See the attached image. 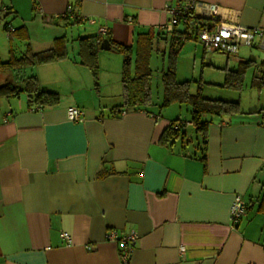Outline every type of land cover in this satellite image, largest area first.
<instances>
[{
	"label": "crops",
	"instance_id": "obj_1",
	"mask_svg": "<svg viewBox=\"0 0 264 264\" xmlns=\"http://www.w3.org/2000/svg\"><path fill=\"white\" fill-rule=\"evenodd\" d=\"M71 6L81 22L72 24ZM177 6L264 29V0H0L2 61L11 50L40 52L61 38L69 55L26 69L42 89L60 95L58 105L31 110L26 96L8 105L0 100V264H123L119 240L132 233L137 242L127 264H264V116L253 113L264 105V89L251 88V80L239 95L231 93L237 97L217 96L239 101L242 113L208 117L204 163L188 106L162 108V90L150 106L118 108L125 57L100 50L97 78L79 62V38L105 28L104 38L135 51L140 34L170 30L167 7ZM19 28L28 38L11 40L9 32ZM256 40L255 47L226 54L223 67L212 65L221 72L217 87L226 69L249 60L264 64V36ZM157 48L153 78V62L167 44ZM251 69L253 79L258 70ZM248 90L259 99L249 93L245 103ZM70 107L84 111L83 122L68 119ZM175 121L181 136L161 144ZM236 196L247 204L239 223L231 214Z\"/></svg>",
	"mask_w": 264,
	"mask_h": 264
},
{
	"label": "trees",
	"instance_id": "obj_2",
	"mask_svg": "<svg viewBox=\"0 0 264 264\" xmlns=\"http://www.w3.org/2000/svg\"><path fill=\"white\" fill-rule=\"evenodd\" d=\"M73 19L72 24L81 22V18L69 12ZM66 17V19L69 18ZM219 21L215 17L200 16L192 10L184 17H179L177 24L159 35L153 31L140 34L136 41L135 51L133 46H124L104 38L103 35L87 36L78 39L79 62L87 66L98 77L99 52L104 40H108L113 51L121 53L125 57L121 72L123 104L118 108L125 110L147 107L153 101V71L151 69V58L153 52L157 51V45L164 42L167 44L168 66L162 71V108L173 104L186 105L190 108V123L195 129L198 145L201 148L200 159L206 162V145L208 130L211 121L208 117H223L226 115L242 113L239 101H227L218 98H207L202 92V81L179 80L177 74V61L179 53L188 41L198 40L199 32L205 27H213ZM6 27V25H5ZM182 27V29L180 28ZM7 28V27H6ZM10 31V30H8ZM10 39L26 40L28 38L25 28L14 29L9 32ZM133 52L135 56L133 59ZM67 41L64 38L57 39L54 46L48 50L35 52L30 46L20 55L16 56L11 50L7 61L0 59V73L7 74L0 84V99L27 98L28 108L38 110L44 107H54L60 102V95L56 92L41 88L36 74L26 73V69L40 65L56 62L68 58ZM258 71L253 76L251 88L264 89V64L257 66L253 60L240 63L236 69H226V75L222 88L232 91H242L245 88V79L251 68ZM199 83L196 92H192V83ZM264 116V108L255 111ZM182 125L180 121L173 122L163 133L161 144L171 146L181 136ZM264 209V192L261 202Z\"/></svg>",
	"mask_w": 264,
	"mask_h": 264
},
{
	"label": "built area",
	"instance_id": "obj_3",
	"mask_svg": "<svg viewBox=\"0 0 264 264\" xmlns=\"http://www.w3.org/2000/svg\"><path fill=\"white\" fill-rule=\"evenodd\" d=\"M82 2L83 0H77ZM7 9L4 7L3 11ZM193 9L190 6L186 7H167V11L171 16L170 25L177 24L179 17H184L189 14ZM216 7L213 6L211 12H215ZM74 11L73 7H69L68 12ZM210 17H214V14L210 13ZM2 24L0 17V25ZM101 35L107 34V30L102 28L100 30ZM264 36V29H249L240 25H228L218 22L213 27H205L198 34V41L203 45L206 52H222L230 56L237 55L241 46L255 47L257 45V37L262 38ZM68 119L72 122H83L85 113L82 109L77 107H70L67 110ZM247 204L241 196H236L232 205L231 214L234 223H239L242 217L246 214ZM116 234L112 232L108 239L114 240ZM62 238L66 243H70L71 239L66 233H62ZM137 242V236L132 233L125 235L119 240V246L121 250V260L123 264H127L130 260V256L134 251V245ZM90 251L93 248H88Z\"/></svg>",
	"mask_w": 264,
	"mask_h": 264
},
{
	"label": "rangeland",
	"instance_id": "obj_4",
	"mask_svg": "<svg viewBox=\"0 0 264 264\" xmlns=\"http://www.w3.org/2000/svg\"><path fill=\"white\" fill-rule=\"evenodd\" d=\"M199 43V42H198ZM195 41H188L187 43H185L183 49L181 50V52L179 53V57H178V61H177V68L179 69L178 71V76L180 77L179 79H183L186 78L188 80L191 81H202V92L203 95L207 98H221V97H217V96H221L224 95H235V97H237V94H231V93H238L237 91H232V90H228L222 87H217L215 85V83L221 79V77L219 76V74L221 73L220 70L214 68L212 65L214 66H224L226 64L227 61V55L225 53L222 52H206L204 53V48L198 44ZM164 46V45H162ZM246 47V46H244ZM244 50L246 51L247 49L244 48ZM252 53L254 56H261L260 52L258 49H254L252 50ZM158 57L155 58L156 59V66H155V62H153V70H154V78H153V100H157V97L160 93H162V84H161V73L159 74V70L162 69V67L167 68L168 66V55H165V60H163V54L162 53H157ZM233 57V56H231ZM233 68V66L231 67ZM254 72V69H251L248 71L247 75H246V85L250 84L251 82V77L252 74ZM28 74H30V70L27 71ZM5 77L10 78L9 75L7 74H1L0 75V84L3 83V81L5 80ZM199 87V83L193 82L192 83V92H196L197 88ZM247 88V87H246ZM249 93H254V100L255 99H259V94L257 93V91H253L251 92V90L248 91H244L243 92V100L246 102H250L251 101V95ZM23 99L25 98L24 95L21 96ZM261 99H262V103L264 104V91H262L261 93ZM2 100L4 105H8V101L9 102H16L19 100V98H13V99H0ZM2 103L0 104V107L2 108ZM246 107L250 105L244 104ZM262 105V104H261ZM262 108L264 107V105L261 106ZM259 107V108H261Z\"/></svg>",
	"mask_w": 264,
	"mask_h": 264
},
{
	"label": "water",
	"instance_id": "obj_5",
	"mask_svg": "<svg viewBox=\"0 0 264 264\" xmlns=\"http://www.w3.org/2000/svg\"><path fill=\"white\" fill-rule=\"evenodd\" d=\"M101 50L112 51V47H111L110 42L108 40L103 41V43L101 44Z\"/></svg>",
	"mask_w": 264,
	"mask_h": 264
}]
</instances>
